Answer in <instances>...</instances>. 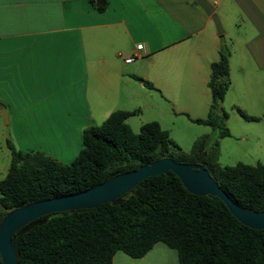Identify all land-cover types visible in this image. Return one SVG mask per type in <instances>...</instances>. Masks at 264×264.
<instances>
[{
  "label": "crops",
  "instance_id": "obj_1",
  "mask_svg": "<svg viewBox=\"0 0 264 264\" xmlns=\"http://www.w3.org/2000/svg\"><path fill=\"white\" fill-rule=\"evenodd\" d=\"M208 1L227 22L234 17L235 36L242 38L238 46L230 40V83L220 107L227 115L240 108L259 121L264 0ZM97 3L0 0V117L3 124L17 118L20 146L64 164L79 152L82 130L115 110L134 112L125 120L129 126L133 116L148 113L139 126L156 120L170 134L179 117H201L209 103L206 80L219 42L210 16L194 0H105L102 9ZM223 33L231 39L225 27ZM128 56L134 58L125 62ZM240 132L245 139L248 133ZM255 132V143L264 147V124ZM158 243L139 258L167 255Z\"/></svg>",
  "mask_w": 264,
  "mask_h": 264
},
{
  "label": "trees",
  "instance_id": "obj_2",
  "mask_svg": "<svg viewBox=\"0 0 264 264\" xmlns=\"http://www.w3.org/2000/svg\"><path fill=\"white\" fill-rule=\"evenodd\" d=\"M105 0H98L102 9ZM229 51L218 45L209 64V103L204 117H187L211 127L184 151L156 120L137 132L115 110L101 123L82 130L81 148L67 164L37 149L21 151L6 138L10 162L0 179V215L36 200L72 194L116 175L170 157L209 167L218 185L238 205L264 210V161L220 165L218 138L229 135L227 112L216 109L229 86ZM245 120H255L236 108ZM119 203L56 211L23 233L18 264H113V255L142 257L156 242L176 251V264H264V229L238 221L221 199L189 192L171 171L149 176L120 196ZM0 264L1 260H0Z\"/></svg>",
  "mask_w": 264,
  "mask_h": 264
},
{
  "label": "water",
  "instance_id": "obj_3",
  "mask_svg": "<svg viewBox=\"0 0 264 264\" xmlns=\"http://www.w3.org/2000/svg\"><path fill=\"white\" fill-rule=\"evenodd\" d=\"M210 16L215 34H222V27L214 6L208 0H194ZM4 114V112H3ZM167 171L173 172L191 193L211 194L223 201L231 214L242 224L264 229V210L252 211L236 204L218 185L209 167L200 163L177 162L170 157L155 159L137 168L111 175L102 182L80 192L36 200L20 205L3 217L0 215V260L2 264H18L19 239L36 225L43 224L44 214L76 208H93L103 202L119 203L120 196L139 181Z\"/></svg>",
  "mask_w": 264,
  "mask_h": 264
},
{
  "label": "rangeland",
  "instance_id": "obj_4",
  "mask_svg": "<svg viewBox=\"0 0 264 264\" xmlns=\"http://www.w3.org/2000/svg\"><path fill=\"white\" fill-rule=\"evenodd\" d=\"M218 19L220 21V25L227 29V32L230 34L231 39L226 37L225 34L217 35L219 44H223L226 46L228 51L231 50V41L236 40V46L241 44L242 38L236 37L237 34V26L235 23L232 22V17L228 22L226 20V15H223L221 9L218 12ZM228 23V24H227ZM212 25L214 27V23L212 21ZM215 30V27H214ZM222 106V105H221ZM208 109V107H207ZM228 113V109H224ZM217 113H221V107L219 106L216 109ZM3 115V112H1ZM207 113V112H206ZM200 114L199 116L204 117L206 115ZM146 117H150L148 113H143L139 117L133 116L129 122L130 126L133 131L137 132L139 129V123H141L142 119H146ZM257 121L255 120H245L243 119L239 113L236 111H230L227 115L225 120V124L228 127L229 135L223 136L218 138L219 143V154H218V162L220 165H233L237 162L247 163V164H255L257 162L264 161V147L261 146L262 144L258 145L259 143H255L254 133L255 130L259 129L264 124V118L258 121V117L255 116ZM15 123H7L3 124L4 117H0V134L3 135L4 140L2 137L0 138V179L4 177L7 172L9 162H10V151L6 145V138L10 139L15 146L16 149L21 151H27V147L24 144L20 146L19 139H20V132H19V125L16 122L17 118H14ZM163 127L165 123L162 122ZM246 126H248L246 128ZM208 132L212 135V129L210 126L199 125L188 120L186 117H179L174 123V126H171L170 130V137L180 146V148L184 151H188L191 147V140L198 134L202 132ZM240 131H243L247 134L245 139H242L239 136ZM254 131V132H253ZM0 135V136H1ZM156 248L160 247L164 251L168 252V254L164 255L161 251L155 252L152 254L153 258H150L151 253L145 257V259L140 258H133L126 255L124 252L120 251L123 256L126 258L125 260H118V256L114 257L113 264H176L177 263V256L176 251L172 248L167 247L164 243L159 242Z\"/></svg>",
  "mask_w": 264,
  "mask_h": 264
},
{
  "label": "built area",
  "instance_id": "obj_5",
  "mask_svg": "<svg viewBox=\"0 0 264 264\" xmlns=\"http://www.w3.org/2000/svg\"><path fill=\"white\" fill-rule=\"evenodd\" d=\"M137 47L139 48L140 45H138ZM133 58H134L133 56H128V57H125V58H124V61H125V62H130L131 60H133Z\"/></svg>",
  "mask_w": 264,
  "mask_h": 264
}]
</instances>
